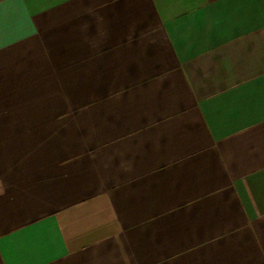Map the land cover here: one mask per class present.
<instances>
[{
	"label": "crops",
	"instance_id": "1",
	"mask_svg": "<svg viewBox=\"0 0 264 264\" xmlns=\"http://www.w3.org/2000/svg\"><path fill=\"white\" fill-rule=\"evenodd\" d=\"M0 264H264V0H0Z\"/></svg>",
	"mask_w": 264,
	"mask_h": 264
}]
</instances>
